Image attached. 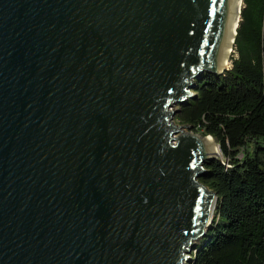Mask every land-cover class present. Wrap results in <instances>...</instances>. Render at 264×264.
Returning a JSON list of instances; mask_svg holds the SVG:
<instances>
[{
  "label": "water",
  "instance_id": "1",
  "mask_svg": "<svg viewBox=\"0 0 264 264\" xmlns=\"http://www.w3.org/2000/svg\"><path fill=\"white\" fill-rule=\"evenodd\" d=\"M229 3L0 0V264L190 263L221 155L174 118Z\"/></svg>",
  "mask_w": 264,
  "mask_h": 264
},
{
  "label": "trees",
  "instance_id": "2",
  "mask_svg": "<svg viewBox=\"0 0 264 264\" xmlns=\"http://www.w3.org/2000/svg\"><path fill=\"white\" fill-rule=\"evenodd\" d=\"M229 61L223 75L195 82L174 118L221 155L199 179L217 202L189 264H264V0H242Z\"/></svg>",
  "mask_w": 264,
  "mask_h": 264
},
{
  "label": "bare ground",
  "instance_id": "3",
  "mask_svg": "<svg viewBox=\"0 0 264 264\" xmlns=\"http://www.w3.org/2000/svg\"><path fill=\"white\" fill-rule=\"evenodd\" d=\"M242 6V0H230L228 9V27L226 30L225 38L223 41L224 48L222 50L221 68L228 69L230 67L229 58L231 57L232 47L234 45L235 33L240 19V11ZM204 143L207 149L213 155H219L218 148L213 144L211 138L204 139Z\"/></svg>",
  "mask_w": 264,
  "mask_h": 264
},
{
  "label": "rangeland",
  "instance_id": "4",
  "mask_svg": "<svg viewBox=\"0 0 264 264\" xmlns=\"http://www.w3.org/2000/svg\"><path fill=\"white\" fill-rule=\"evenodd\" d=\"M232 53H233V47H232V51H231V54H230V56L232 55ZM229 60H230V58H229ZM229 68V67H228ZM217 147V146H216Z\"/></svg>",
  "mask_w": 264,
  "mask_h": 264
}]
</instances>
